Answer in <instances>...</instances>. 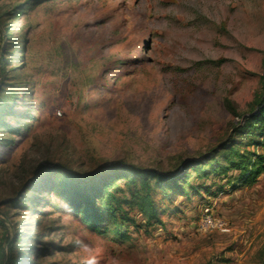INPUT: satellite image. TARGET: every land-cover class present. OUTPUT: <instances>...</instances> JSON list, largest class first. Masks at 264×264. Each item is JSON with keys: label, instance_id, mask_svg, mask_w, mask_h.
Returning <instances> with one entry per match:
<instances>
[{"label": "rangeland", "instance_id": "374dc122", "mask_svg": "<svg viewBox=\"0 0 264 264\" xmlns=\"http://www.w3.org/2000/svg\"><path fill=\"white\" fill-rule=\"evenodd\" d=\"M0 63V237L41 239L17 264H264V171L228 158L264 154V0H0ZM119 164L186 176L114 174L97 230L51 187Z\"/></svg>", "mask_w": 264, "mask_h": 264}, {"label": "trees", "instance_id": "16d2710c", "mask_svg": "<svg viewBox=\"0 0 264 264\" xmlns=\"http://www.w3.org/2000/svg\"><path fill=\"white\" fill-rule=\"evenodd\" d=\"M1 64V63H0ZM264 80V78H263ZM264 101V92L262 98L256 101V105L260 106ZM264 112V107L261 108V114ZM229 157H237L239 160L235 162L234 159H230ZM228 158L231 164V168L250 171L249 174L251 176H255L264 171V154L258 155L257 161L254 162L251 166L248 167V163L246 162V157L242 154L239 155L238 152L234 149L229 150ZM195 164V163H193ZM39 168V169H38ZM36 170V174L41 178L40 180H32L30 182V186H33L35 189L39 190L40 193L48 187V182H44L45 174L41 172L42 166H39ZM46 169V168H45ZM51 171L59 172L62 174L61 179L55 182L53 181L52 186L55 189V194L60 196V198L64 201V203L74 212L79 213L82 220L88 223L91 227L95 226L96 223L100 219L99 212L96 211L95 205L97 199H103V194L106 193V189L110 186V182L112 180V176L115 174L118 177L125 176V173L129 174L130 178L135 176H140L143 179L141 182L144 184V187L148 190L150 187L149 178H155V184L159 185L160 183H173L174 180L183 178L186 176V173H170L164 175L156 170L152 169H142L140 167L132 166V165H113L111 167V175L107 177L106 174L102 172H98L95 175L82 177L80 174L74 173L69 169H63L62 167H53L50 169ZM44 171V170H43ZM116 171V173H114ZM71 178V179H70ZM42 180V182H41ZM132 180V179H130ZM106 195H110V192H107ZM144 200H146V205L142 208V213L146 214L149 218V215L153 212V206L151 201L149 200V195L146 194ZM21 198L16 199L15 201H19ZM113 210V206L109 203L106 204V211L110 212ZM4 219H0V226H2L6 233V227L4 225ZM124 235V234H123ZM30 240L27 232L18 231L14 237L11 239L7 234L5 236L0 237V263L1 264H17L16 253L19 248H21V244L26 246L23 250L28 252V249L31 246H35L37 241H40V238L32 239V244H27ZM19 243V244H18ZM18 244V245H16ZM36 251L38 250L35 247ZM7 252H10L11 255H7ZM7 257V258H6Z\"/></svg>", "mask_w": 264, "mask_h": 264}, {"label": "built area", "instance_id": "2783aa9c", "mask_svg": "<svg viewBox=\"0 0 264 264\" xmlns=\"http://www.w3.org/2000/svg\"><path fill=\"white\" fill-rule=\"evenodd\" d=\"M206 218H208V217H206ZM206 220H208V222H210V221H209L210 219H206Z\"/></svg>", "mask_w": 264, "mask_h": 264}]
</instances>
